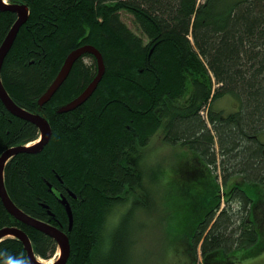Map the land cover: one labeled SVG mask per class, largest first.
Returning <instances> with one entry per match:
<instances>
[{"label":"trees","instance_id":"trees-1","mask_svg":"<svg viewBox=\"0 0 264 264\" xmlns=\"http://www.w3.org/2000/svg\"><path fill=\"white\" fill-rule=\"evenodd\" d=\"M6 1L25 4L28 18L3 60L1 81L17 105L48 121L51 136L40 151L7 161L4 184L18 208L66 232V264H115L134 214L162 207L169 244L186 245L190 264H237L239 252L261 250L254 206L264 189V0ZM15 19L0 10V44ZM84 44L95 46L105 65L93 93L58 112L97 73L86 53L40 106L66 55ZM225 94L238 102L229 112L214 107ZM157 132L186 148L199 170L176 175L174 191L188 198L178 214L154 195L158 171L152 168L146 179L144 149ZM38 136L35 124L0 100V155ZM62 196L72 213L70 230ZM127 203L122 230L104 256L106 222ZM5 226L24 231L37 257L56 251L53 238L18 221L0 199ZM0 264H30L20 240L0 241Z\"/></svg>","mask_w":264,"mask_h":264},{"label":"rangeland","instance_id":"rangeland-1","mask_svg":"<svg viewBox=\"0 0 264 264\" xmlns=\"http://www.w3.org/2000/svg\"><path fill=\"white\" fill-rule=\"evenodd\" d=\"M123 19L131 26V17L127 14H123ZM238 102L229 94L223 95L221 98L214 102V107L229 112L235 109ZM261 139L264 141V132L261 133ZM192 156L189 154L186 148L182 146H172L165 143L162 139L161 132H157L149 142V145L144 149L143 165L145 168V175L147 181L150 178L149 171L153 168L158 171V177L152 181L154 195L159 199L161 206L169 207V209L178 214L181 211L182 206L186 205L188 198H184L180 192L174 191L173 185H178L177 174L179 171H189L192 175H196L197 165L194 160H191ZM192 161V163H189ZM195 181V180H193ZM197 191V190H196ZM258 199L254 206V216L258 227L261 231V250H257L256 253L237 254L239 262L237 264H264V189L257 190ZM156 193V194H155ZM129 203L120 204L116 209L110 213L106 226L102 232L103 238L106 241L102 247V254L107 256V253L111 250V243L113 237L121 232L120 228L121 216L125 213ZM165 210L163 207L161 211L155 212L151 215L137 212L134 214L132 220L126 230V238L129 242L126 244L124 254L122 258L116 261L115 264H190L191 256L186 255V245L180 243V240H176L173 244H169V239L166 234V221L159 219L160 215L165 216ZM170 213V212H169ZM109 226V227H108ZM121 238V245H124ZM124 242V241H123ZM54 254L46 259L45 262H55L60 256L61 251L59 248ZM244 255V256H243ZM200 259V258H199Z\"/></svg>","mask_w":264,"mask_h":264},{"label":"water","instance_id":"water-1","mask_svg":"<svg viewBox=\"0 0 264 264\" xmlns=\"http://www.w3.org/2000/svg\"><path fill=\"white\" fill-rule=\"evenodd\" d=\"M0 10L1 11H11L16 14V19L10 26L7 31L2 43L0 44V73L3 64V60L12 46V43L16 37V34L19 28L26 22L28 18V8L25 4H13V3H5L3 0H0ZM91 54L94 56L97 64V73L94 78L90 81V83L86 86V88L74 99L69 101L67 104L61 106L58 109V112L68 111L74 109L78 105L82 104L95 90L97 84L101 80L104 71L105 65L101 52L91 44H84L75 49H72L65 57L60 70L58 71L55 78L46 88V90L42 93V95L38 98V104L42 106L46 102H48L54 93L59 89L64 80L66 79L73 63L84 54ZM0 100L2 101L4 107L13 115L25 119L36 125L40 132V140L36 143L27 146V145H18L14 147H10L3 151L0 155V199L4 208L10 213L14 218L18 221L34 227L35 229L45 233L46 235L53 238L61 251L60 258L53 264H65L69 253H70V244L67 234L58 228L57 226L45 222L39 219H36L20 208H18L13 201L10 199L4 184V167L7 161L18 152H38L43 146L49 141L51 136V127L48 121L39 113H32L27 111L26 109L17 105L6 89L4 88L1 82V74H0ZM62 202L65 204V209L69 219V230L72 225V213L69 204L66 202V199L62 196ZM14 237L21 241L23 247L26 251V257L30 264H46L41 262L36 258L30 239L26 235L24 231L16 226H5L0 228V241L8 238Z\"/></svg>","mask_w":264,"mask_h":264},{"label":"bare ground","instance_id":"bare-ground-1","mask_svg":"<svg viewBox=\"0 0 264 264\" xmlns=\"http://www.w3.org/2000/svg\"><path fill=\"white\" fill-rule=\"evenodd\" d=\"M0 74H1V73H0ZM1 82H2V81H1ZM86 100H87V99H86ZM86 100H85V101H86ZM48 263H49V260H48Z\"/></svg>","mask_w":264,"mask_h":264},{"label":"flooded vegetation","instance_id":"flooded-vegetation-1","mask_svg":"<svg viewBox=\"0 0 264 264\" xmlns=\"http://www.w3.org/2000/svg\"><path fill=\"white\" fill-rule=\"evenodd\" d=\"M67 261V260H66ZM65 264H66V262H65Z\"/></svg>","mask_w":264,"mask_h":264}]
</instances>
